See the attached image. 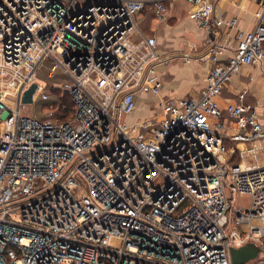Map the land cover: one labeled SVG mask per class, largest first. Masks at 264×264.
Listing matches in <instances>:
<instances>
[{
  "label": "built area",
  "instance_id": "obj_1",
  "mask_svg": "<svg viewBox=\"0 0 264 264\" xmlns=\"http://www.w3.org/2000/svg\"><path fill=\"white\" fill-rule=\"evenodd\" d=\"M166 1L0 0V264H236L233 249L264 250V122L246 91L219 101L242 65L264 62V0L233 51L216 41L217 0H186L211 46L206 90L122 125L137 96L163 90L158 40L136 17L167 21ZM48 62L71 121L23 115L35 83L34 103L50 99Z\"/></svg>",
  "mask_w": 264,
  "mask_h": 264
},
{
  "label": "crops",
  "instance_id": "obj_2",
  "mask_svg": "<svg viewBox=\"0 0 264 264\" xmlns=\"http://www.w3.org/2000/svg\"><path fill=\"white\" fill-rule=\"evenodd\" d=\"M168 20L159 22L154 31L158 40V52L162 57L156 65L164 87L160 96H137V110L129 117L131 124L142 122L156 104L160 110L163 101L169 99L200 97L207 88L210 71L214 68L210 58V45L206 32L199 29L189 17L190 7L186 0L166 1ZM261 4L259 0H217L214 17L224 21L216 41L233 51L238 45V35L252 31L259 21ZM143 15V14H142ZM150 35V34H149ZM153 36V35H150ZM230 51L220 56L221 63L231 58ZM246 91V103L258 112L264 122V62L242 65L232 81L223 90L219 99L223 111L229 102L237 99L238 93ZM132 121H135L132 123Z\"/></svg>",
  "mask_w": 264,
  "mask_h": 264
},
{
  "label": "rangeland",
  "instance_id": "obj_3",
  "mask_svg": "<svg viewBox=\"0 0 264 264\" xmlns=\"http://www.w3.org/2000/svg\"><path fill=\"white\" fill-rule=\"evenodd\" d=\"M174 2V1H173ZM152 17V9L148 8L147 10L144 11L143 15H138L136 17V21H137V25L139 27V29L146 35H155L157 36V34L152 31L154 30V28L156 29L158 27L156 20H154ZM51 67V64L48 62L46 63L45 67L40 71L39 73V79L41 80L42 84L47 83V88H48V92H50V95L55 93L58 94V91L54 90V86L55 85H60L65 81V78L62 76V74L60 72L56 73L57 75H60L61 79L57 78L55 80H50L48 78V72H49V68ZM54 87V88H53ZM51 97V96H50ZM45 101H41L38 96L36 99V102L34 104H32L31 106H29L26 110L23 111V115L24 116H28V117H35L37 119H42V118H48L49 116H47L46 112H44L43 107H45V103H43ZM46 108V107H45ZM222 108V107H221ZM151 109L152 111H157L160 112V110L158 109V107L156 106V104H152L151 105ZM54 115H55V111H54ZM53 115V116H54ZM145 118L150 117V119L154 118L156 116V112L155 114H150L149 111L145 112L143 114ZM128 117L124 116L123 119L121 120V124L122 125H131V122H129V120L127 119ZM135 121H132V123ZM135 124V123H134ZM263 157V155H262ZM45 183H43L41 180H36V182L33 185V188L36 191H40L44 188ZM228 197H229V201H230V205L234 208L239 206V203L241 202L242 199L239 198L238 203H231L232 197L230 196L229 190H228Z\"/></svg>",
  "mask_w": 264,
  "mask_h": 264
},
{
  "label": "trees",
  "instance_id": "obj_4",
  "mask_svg": "<svg viewBox=\"0 0 264 264\" xmlns=\"http://www.w3.org/2000/svg\"><path fill=\"white\" fill-rule=\"evenodd\" d=\"M145 10H147V8ZM60 77H61L60 75L56 74L55 77L50 80H55L57 78L61 79ZM54 90L58 91L59 93L51 94L50 99L48 101L43 102L45 103V107H46V108L43 107L44 112L47 110L55 111V115L51 117V119L56 124L71 121L75 117V114H76V105L73 102L72 96L68 93L63 94L62 89H60L59 87H55ZM46 119L42 118L40 120L44 121ZM235 161L236 162L239 161L237 157L235 158Z\"/></svg>",
  "mask_w": 264,
  "mask_h": 264
},
{
  "label": "water",
  "instance_id": "obj_5",
  "mask_svg": "<svg viewBox=\"0 0 264 264\" xmlns=\"http://www.w3.org/2000/svg\"><path fill=\"white\" fill-rule=\"evenodd\" d=\"M38 89V83L32 85V87L25 93L23 103L33 104L34 96L37 93ZM262 256H264V250L258 248L253 244H249L241 249H233L231 251L232 261L236 264H244Z\"/></svg>",
  "mask_w": 264,
  "mask_h": 264
}]
</instances>
